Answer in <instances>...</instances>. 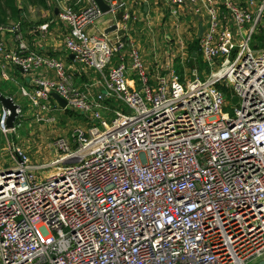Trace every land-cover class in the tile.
<instances>
[{"label":"built area","instance_id":"2783aa9c","mask_svg":"<svg viewBox=\"0 0 264 264\" xmlns=\"http://www.w3.org/2000/svg\"><path fill=\"white\" fill-rule=\"evenodd\" d=\"M104 1L118 18L109 33L98 30L105 13L94 0H57L55 16L67 53L97 75V94L75 87L61 59L30 49L20 20L0 22V76L11 67L32 75L19 92L35 119L69 109L92 120L57 138L48 162L8 146L0 264L247 263L264 251V45L252 46L264 0H163L176 21L186 9L206 17L200 36L194 29L206 78L195 67L183 78L173 53L149 71L133 40L123 41L140 13L126 0ZM174 44L183 58V40ZM105 97L119 103L110 119ZM8 112H0L4 132L19 125L7 127Z\"/></svg>","mask_w":264,"mask_h":264},{"label":"rangeland","instance_id":"374dc122","mask_svg":"<svg viewBox=\"0 0 264 264\" xmlns=\"http://www.w3.org/2000/svg\"><path fill=\"white\" fill-rule=\"evenodd\" d=\"M51 1L53 2L54 0ZM240 1L246 2L247 0ZM253 1L260 4L263 0ZM157 2L158 11L152 14L151 26L144 27L142 26L143 24L138 23L141 26V30H139V32H132V38L134 39L133 42L138 45L140 52L144 55L143 59L148 67V70L152 71L154 67V58L164 60L166 53H173L175 60L174 68L178 74L183 76V78H189L191 69L194 67L198 70L200 78H206L208 75V69L206 68L201 56L199 57L200 61H193V57L190 55L192 46L189 45L192 44L193 39H188V45L185 42L186 34H188L189 37L194 38L195 31H192V29L187 27L185 23H177L174 28V26H172V20L168 15H166L167 12L164 11L165 9H163V6H165L163 0H157ZM51 5L53 6L54 4L52 3ZM160 10L163 11L162 15H160ZM110 17H112L110 13H105L102 16V19ZM164 34H167L171 39L170 44L166 43L168 38H166V35L164 36ZM176 34L182 36L181 38H178V40L182 39L184 42L183 58L180 56L179 48H174V42L177 41ZM152 41H154L155 45L151 44ZM259 45L260 42L257 39H255L252 43L253 47ZM152 46H155V49H152ZM114 60L117 62L119 59L115 57ZM75 85V87H78V84ZM97 91L98 90L94 87L91 89V93L93 94ZM226 94L227 102L229 103V95H231L230 90H226ZM14 96L16 97L17 102L24 103V100L21 98L22 96L18 92H15ZM113 104L114 106H119V103L114 100ZM103 105L105 106V104ZM106 106L109 107L108 105ZM30 111L34 112L32 109H30ZM71 111L72 112L55 110L50 112V114L54 116V119L52 121L43 122L36 120L30 112L24 110L22 111V119L19 121V125L15 130H8L4 132V129L0 126V166H2L1 161L4 160L3 158L9 152V145L22 147L30 155L33 162H48L53 159L56 152L54 141L57 138L63 136L70 138L72 136L74 126L79 125L87 129L91 125L92 120L89 115L73 110ZM226 111H231L230 103ZM101 112L107 119H110L113 116V112L110 107L108 109H102Z\"/></svg>","mask_w":264,"mask_h":264},{"label":"crops","instance_id":"0c3cea01","mask_svg":"<svg viewBox=\"0 0 264 264\" xmlns=\"http://www.w3.org/2000/svg\"><path fill=\"white\" fill-rule=\"evenodd\" d=\"M19 1V0H18ZM49 1V2H48ZM128 7L130 10H137L140 13V20L134 23H130V29L128 31V35L124 37L123 41H127V37L130 40L134 39L132 38V32H139L141 30V26L138 23L143 24L142 26L144 27H149L151 26V18L152 14L156 13L158 11L157 9V0H126ZM46 2V7L41 6L40 4H30L27 2H20V5L23 7L22 11V18H21V24H22V31L24 35V39L30 49L49 54L51 56L57 57L61 59L67 68V72L70 73L72 77V81L74 86L75 84H78V88L80 89H86L91 92V89L96 88L98 91L95 93L102 92L101 87H98L95 84V80L97 78V75L94 74L91 70L86 69L82 65H80L77 61H75L73 58H71V54L67 53V51L64 48V36L67 32V28L64 23L58 21L56 19V12L55 9L58 8V3L57 0H54L53 2L51 0H45ZM54 4L53 6L51 4ZM56 4V6H55ZM52 8H51V7ZM54 7V8H53ZM166 11V15L170 17L172 20V26L174 28L176 27L175 24L177 23H185L187 27L191 28L192 31L195 29L197 32L198 36V31H199V25H202V30L203 27L205 26L206 23V17H197L191 15V12L189 9H186V11L180 15L179 20L176 21V19L172 16H170L168 12L167 6H163ZM58 11V9H57ZM163 14V11L160 10V15ZM156 15V14H155ZM14 21H9L8 23H11ZM118 22V18H107V19H100L98 21L97 27L98 30H103L105 31L108 27H110L113 24H116ZM42 24H47V28L42 30L39 28L40 25ZM202 33V32H201ZM166 35V36H165ZM166 38V43L170 44L171 39L167 34H164ZM182 36H179L176 34V38H181ZM186 39L185 42L186 44L189 42V38H192V43L195 40L193 37H189L188 34H186ZM12 35L10 33H6L4 40L6 43V46L8 49H13L14 43L12 39ZM152 45H155L154 41L151 42ZM188 45V44H187ZM138 47V45L136 44ZM152 49H155V46L151 47ZM175 48V47H174ZM127 51V46L124 47L123 52ZM151 51V50H150ZM124 54V53H121ZM142 54V53H141ZM151 54V52H150ZM196 55L195 53H193ZM126 56V60H128V56ZM144 55L142 54V57ZM116 57V56H115ZM115 57L113 58V61L115 62ZM164 59V58H163ZM155 62H162L163 60H158V59H153ZM9 78L4 79L0 76V86L7 92L9 90H12L11 95L10 94H2L3 95H9L12 96L14 101L20 105L21 108V114L18 115L20 116V120L22 119L23 113L22 111L27 110V112H30L33 115V112L30 111L33 108L28 103V100L24 97H21L24 100V103L17 102L16 97L14 96L15 92H19V89L21 86H26V87H32V75H23L21 74L17 69L11 67L7 71ZM41 75L44 76H52L50 72L42 71ZM127 77L130 80V82H135V74L132 69L128 68L127 71ZM93 94V93H92ZM21 95V94H20ZM104 103V102H103ZM3 106L0 103V112L2 110ZM34 117V115H33Z\"/></svg>","mask_w":264,"mask_h":264},{"label":"trees","instance_id":"16d2710c","mask_svg":"<svg viewBox=\"0 0 264 264\" xmlns=\"http://www.w3.org/2000/svg\"><path fill=\"white\" fill-rule=\"evenodd\" d=\"M20 2H27L30 4H40L43 7H46V2L45 0H19ZM18 0H0V22L3 24H7L9 21H17L21 20L22 18V11L23 7L20 5ZM255 39H257L260 42V45H264V29L261 28L259 33L254 36ZM189 46H192L190 55L193 57V61H200V55L198 52V47H197V39L193 41L192 44ZM195 51L196 55L192 54V52ZM0 92L3 94H10L12 90L5 91L1 86H0ZM112 100V101H111ZM115 101V100H114ZM102 102H104L105 105H108L111 109H113L114 104H113V98H104L102 99ZM115 103V102H114ZM67 112H72L69 109H65ZM20 121V116H17L15 119V124H17Z\"/></svg>","mask_w":264,"mask_h":264},{"label":"water","instance_id":"95a60500","mask_svg":"<svg viewBox=\"0 0 264 264\" xmlns=\"http://www.w3.org/2000/svg\"><path fill=\"white\" fill-rule=\"evenodd\" d=\"M96 5L99 7L100 11L102 13H106L109 10V5L104 1V0H94ZM55 12L57 13V9H55ZM116 29V24L111 25L105 30V33L112 32ZM202 32V25H199V31H198V36L201 35ZM71 58H73V55H70ZM51 96L56 100V102L60 105V107L65 108L66 107V102L65 100L60 97L57 93L52 92ZM0 103L2 104L3 108L8 110V115L6 119V125L7 127H12L14 125L15 119L18 116V111L20 105L16 103L13 99L12 96L9 95H3L0 92ZM245 264H264V251L256 256L255 258L251 259Z\"/></svg>","mask_w":264,"mask_h":264}]
</instances>
